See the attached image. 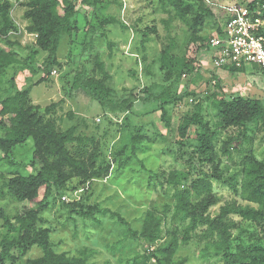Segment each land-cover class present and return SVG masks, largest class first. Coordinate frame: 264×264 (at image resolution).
Segmentation results:
<instances>
[{
	"label": "rangeland",
	"instance_id": "1",
	"mask_svg": "<svg viewBox=\"0 0 264 264\" xmlns=\"http://www.w3.org/2000/svg\"><path fill=\"white\" fill-rule=\"evenodd\" d=\"M5 1L13 4L12 19L15 29L2 39L0 49L15 55L20 63L11 67L8 75L0 79V96H6L5 92L11 86L23 87L24 79L29 74L27 70L38 69L47 57L46 53L34 56V52L39 50L36 45L37 37L26 31L29 23L24 17L27 8L23 3L28 0H0ZM71 1L77 3L79 10L76 18L78 29L72 37L62 35L57 55L64 67L54 66L50 78L39 85L35 84L44 77V74L29 75L27 86L34 85L30 95L35 105L45 108L60 103L56 117L62 130L76 127L77 135L96 139L102 156L111 165V172L109 178L94 182L86 192L84 190L77 194L70 190L55 192L46 202L38 225L40 229L48 232L58 253L77 255L84 248H89L95 252L91 258L94 264L106 262L128 264L127 261L142 254L145 247L128 237V227L119 224L117 219L112 218L111 213H119L131 224L132 229L138 231L142 230L149 210L164 215V238L159 243L163 244L170 238L168 234L172 232L184 235L187 225L179 218L173 217L175 204L173 193L176 187L167 183L168 175L175 170L192 171V178L196 180L209 179L212 170L209 165L202 168L193 164L192 169L183 166L185 163L180 159L177 146L174 144L175 134L169 133L160 111L152 112L156 107L155 103L140 101L133 106L127 116L121 118L106 116L105 110L98 102L93 101L82 91L72 90L76 76L83 69L88 76L97 75L95 56L98 54L112 75L108 86L114 94V101L127 98L132 92L143 97L149 93L159 94L160 87L165 82V72L161 70L160 64L161 52L174 42L176 44L174 55L198 57L202 60L204 76L198 87L194 85L190 89L195 90L197 96L185 99L183 108L175 106L169 108L172 128L176 132L183 115L200 101H204L206 119L214 126L216 119L213 102L216 99L215 94L220 93V90L229 97L239 95L264 101V70H257L253 66L246 67V71L240 73L216 69L212 59L214 52L204 48L203 42H192L193 31L185 23L173 18L170 9L164 10L159 0H100L97 11L94 7H83L80 4L81 0ZM208 1L225 6L233 1L250 3L254 0ZM93 11L96 12L95 15ZM213 13L215 18L207 19L202 28L200 36L203 38L212 39L219 35L218 24L226 19L220 8H213ZM86 15H89L97 27L98 33L93 48L87 53H82L86 38ZM221 16H224V20L220 18ZM106 19H115L116 22L102 26L100 23ZM149 29L155 32L151 33L150 41L144 43V34ZM54 71H57V74H54ZM215 74L220 80L219 83L215 79ZM185 83L186 81L182 80L179 85L180 91L186 89ZM70 113L73 114V118H70ZM137 132L143 136V149L134 156L129 135H135ZM263 134L254 140L252 146L244 143L243 150L235 152L232 160L222 156L220 170L225 177L242 180V163L249 155V150L253 151L259 161H264ZM90 148L92 149L91 146ZM218 148L220 150V146ZM12 159L17 166H11L5 161L0 164V239L6 234L11 239L17 237L20 232L16 216L38 208L37 203L17 202L6 187V183L15 174L28 175L33 172V168L29 166L33 160V140L30 139L17 147ZM77 184L76 179L69 183L70 187ZM213 188L219 203L209 210L212 217L218 216L221 207L226 204L243 203L242 198L228 183L213 180ZM64 196L69 201H64ZM74 200H81L84 209L96 206L97 209L93 211L94 218L85 217L78 211H71L67 204ZM166 205L170 206L168 215L165 212ZM6 219L13 223L16 231L7 226ZM231 219L245 229L242 238L235 241V246L240 242H250L251 235L261 237L262 233L256 226L237 217ZM202 232L200 229L198 233H194L189 244L180 247L175 262L187 259L185 264L224 263L222 258L201 259L200 253L204 244L200 242L199 236ZM239 233L240 230L236 229L233 236L237 238ZM13 255L15 259L8 261L7 264H25L30 259L42 257L43 251L39 247H33L24 253L15 248Z\"/></svg>",
	"mask_w": 264,
	"mask_h": 264
},
{
	"label": "trees",
	"instance_id": "2",
	"mask_svg": "<svg viewBox=\"0 0 264 264\" xmlns=\"http://www.w3.org/2000/svg\"><path fill=\"white\" fill-rule=\"evenodd\" d=\"M159 1L164 10L170 9L173 18L185 23L193 31L192 42L205 43L204 48L210 52L211 47L208 45L210 39L203 38L200 33L205 21L215 18L213 8H218L216 3H208V0ZM99 2L100 0H81L80 4L85 8L94 7L97 11ZM23 5L27 8L24 17L29 23L26 31L37 37L36 45L39 50L34 52V56L38 57L41 53H46L47 57L38 69L27 70L29 74L24 79L23 87L11 86L5 92L6 96H0V132L2 133L0 164L5 161L11 166H17L12 159L14 150L30 139L33 140V160L29 165L33 168V172L28 175L15 174L6 183V187L17 202L37 203L38 208L16 216L20 232L17 237L11 239L7 234L2 236L0 264H7L8 261L15 259L13 255L15 248L26 253L33 247H39L43 255L38 259H30L25 264H94L91 258L95 252L89 248H84L77 255L58 253L48 232L40 229L38 224L46 202L55 192L62 193L67 190L76 194L81 190L86 192L94 182L109 178L111 165L102 156L94 137L77 135L76 127L61 129L56 117L60 103L45 108L35 105L30 95L34 85L27 86L29 75L43 73L44 77L35 84L39 85L50 78L54 66L64 67L63 62L58 59V50L62 35L72 37L77 31L76 18L79 10L77 3L71 0H28ZM248 6L257 9L264 19V0H255ZM12 10L13 4L10 1L0 2V43L15 29ZM95 11H93L94 15ZM223 17L220 18L224 20ZM86 21V38L82 53H87L93 48L98 33L89 15H86ZM115 22V19H106L100 24L104 26ZM223 29L224 22L221 21L218 24L219 35H223ZM153 31L155 32L149 29L145 32L144 43L150 41L149 37ZM262 31L264 35V29ZM175 48L176 44L172 42L161 52L160 64L161 70L165 72V82L160 87L159 94L149 93L143 97L132 92L127 98L114 101V94L108 86L112 75L98 54L95 56L97 75L88 76L83 69L76 76L72 87L73 91H82L93 101L98 102L105 110L106 116L121 118L127 116L133 106L140 101L155 103L156 107L152 112L160 111L169 133L175 134L174 144L177 146L180 159L185 163L183 166L192 169L193 164L202 168L209 165L212 170L209 179L196 180L192 178V171L175 170L168 175L167 183L176 187L173 193L175 203L173 217L179 218L187 225L184 235L170 232L171 234H168L170 238L163 244L159 243L164 238V215L149 210L142 230L138 231L132 229L131 224L119 213L110 212L112 218L117 219L119 224L128 227L127 236L145 247L142 254H138L127 263L185 264L187 259L175 262L177 252L181 246L189 244L194 233L202 229L203 232L199 236L200 242L204 244L200 253L201 259L222 258L223 264H264V161H259L253 151L249 150V155L242 163L241 181L225 177L220 170L222 156L232 160L235 152L243 150L244 143L252 146L254 140L264 133V101L239 95L229 97L220 90V93L215 94L216 99L213 102L216 119L214 126L206 119L204 101H200L183 115L175 132L172 128L169 108L174 106L183 108L185 99L197 96L195 90H190L191 87L194 85L198 87L204 80L202 60L198 57H178L173 54ZM18 63L20 62L15 55L0 49V79L6 77L8 70ZM254 68L259 70L257 67ZM223 69L231 73L246 71L245 67L236 66H226ZM214 76L219 83L217 75ZM182 80L186 81L184 91L179 90ZM69 116L73 118L72 113ZM142 139L143 136L138 132L129 135L134 156L142 152ZM262 142L264 143V134ZM22 165L27 167L25 164ZM75 179L78 180V184L70 187L69 183ZM213 180L228 183L242 198L243 203L226 204L221 207L218 216L212 217L209 210L219 203V199L214 194ZM80 201L74 200L67 205L71 211H78L85 217L94 218L93 211L97 209L96 206L84 209L85 206ZM169 207V205L165 206L166 215ZM231 217H237L256 226L262 233L261 237L251 235L250 242H240L235 246V241L242 238L245 229ZM6 223L14 231L17 230L11 221L6 219ZM236 229L240 230L237 238L233 236V231Z\"/></svg>",
	"mask_w": 264,
	"mask_h": 264
},
{
	"label": "built area",
	"instance_id": "3",
	"mask_svg": "<svg viewBox=\"0 0 264 264\" xmlns=\"http://www.w3.org/2000/svg\"><path fill=\"white\" fill-rule=\"evenodd\" d=\"M251 3L236 1L227 6L217 4L224 11L226 19L223 35H215L208 42L214 52L212 59L216 69L253 66L264 70V19L257 9L248 6ZM63 199L67 200L66 197Z\"/></svg>",
	"mask_w": 264,
	"mask_h": 264
},
{
	"label": "clouds",
	"instance_id": "4",
	"mask_svg": "<svg viewBox=\"0 0 264 264\" xmlns=\"http://www.w3.org/2000/svg\"><path fill=\"white\" fill-rule=\"evenodd\" d=\"M233 3H235V2L233 1ZM231 4H232V3H231ZM227 5H230V4H227ZM227 5H225V6H227ZM218 8H219V7H218ZM221 10H222V9H221ZM223 13H224V11H223ZM224 21H225V20H224ZM224 21H223V22H224Z\"/></svg>",
	"mask_w": 264,
	"mask_h": 264
}]
</instances>
